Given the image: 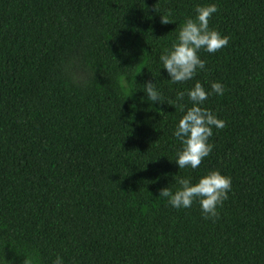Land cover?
Returning a JSON list of instances; mask_svg holds the SVG:
<instances>
[{
	"label": "trees",
	"instance_id": "trees-1",
	"mask_svg": "<svg viewBox=\"0 0 264 264\" xmlns=\"http://www.w3.org/2000/svg\"><path fill=\"white\" fill-rule=\"evenodd\" d=\"M209 4L219 8L210 27L229 45L202 51L206 70L173 84L159 57ZM196 82L224 85L204 107L226 126L213 129L198 169H179L178 105L192 107ZM217 170L232 191L215 220L198 201L177 210L160 199L180 188L175 176L195 184ZM57 256L264 264V0H0V264Z\"/></svg>",
	"mask_w": 264,
	"mask_h": 264
},
{
	"label": "clouds",
	"instance_id": "clouds-1",
	"mask_svg": "<svg viewBox=\"0 0 264 264\" xmlns=\"http://www.w3.org/2000/svg\"><path fill=\"white\" fill-rule=\"evenodd\" d=\"M218 11L216 4L197 6L195 18L189 17L179 25L177 40L159 57L171 83H186L195 79L200 71L206 70V61L201 58L200 53L203 51L214 55L229 45V36L222 35L210 27V20ZM162 22L172 23L167 17H163ZM129 79L122 76L119 81L120 90L127 99L136 93L132 91V81L129 82ZM144 89L150 102L160 103L161 93L156 83L148 82ZM224 93L225 87L220 82L212 83L211 91L196 82L194 87L187 91L192 107L185 111L183 104L178 105L180 111L185 113L174 131V136L182 145L175 161L179 169L196 170L213 152L214 144L210 143V138L214 135L213 129H223L226 122L204 107V104L211 95L223 96ZM184 95L185 93L181 92L179 99L183 100ZM176 177L175 182L179 183L180 188L175 192L171 187L162 189L159 193L160 199L177 210L191 208L193 203L198 201L204 218L215 220L219 215L218 209L229 199V193L232 191L231 177L218 170L202 176L195 184L191 177L178 181ZM27 264H32V261L29 260ZM54 264H65L64 258L57 256Z\"/></svg>",
	"mask_w": 264,
	"mask_h": 264
}]
</instances>
